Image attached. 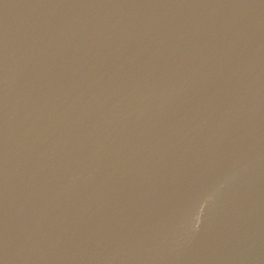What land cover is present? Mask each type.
I'll list each match as a JSON object with an SVG mask.
<instances>
[{
	"label": "water",
	"instance_id": "water-1",
	"mask_svg": "<svg viewBox=\"0 0 264 264\" xmlns=\"http://www.w3.org/2000/svg\"><path fill=\"white\" fill-rule=\"evenodd\" d=\"M0 264H264V0H0Z\"/></svg>",
	"mask_w": 264,
	"mask_h": 264
}]
</instances>
